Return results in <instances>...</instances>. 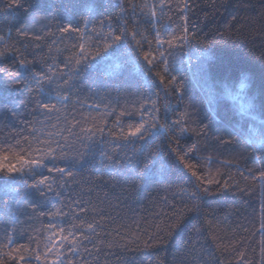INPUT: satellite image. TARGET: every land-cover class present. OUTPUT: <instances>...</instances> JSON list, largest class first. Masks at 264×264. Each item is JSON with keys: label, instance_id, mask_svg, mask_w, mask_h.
<instances>
[{"label": "trees", "instance_id": "trees-1", "mask_svg": "<svg viewBox=\"0 0 264 264\" xmlns=\"http://www.w3.org/2000/svg\"><path fill=\"white\" fill-rule=\"evenodd\" d=\"M97 4L85 26L60 0H0V164L24 169L0 173V260L264 264V151L249 142L252 129L264 128V0ZM157 29L165 40H186L158 49ZM125 30L135 37L106 47L109 34ZM42 70L51 80L43 94L31 78ZM226 90L250 100L256 119ZM40 103L51 115L37 112ZM142 115L163 129L122 139ZM57 141L69 162L37 169L35 180L47 178L38 192L19 157L36 158L34 150Z\"/></svg>", "mask_w": 264, "mask_h": 264}, {"label": "snow or ice", "instance_id": "snow-or-ice-1", "mask_svg": "<svg viewBox=\"0 0 264 264\" xmlns=\"http://www.w3.org/2000/svg\"><path fill=\"white\" fill-rule=\"evenodd\" d=\"M60 4L62 7H64L65 9H67L69 6H71L72 9L78 10L79 14L82 16L83 21L85 23V26H87L88 24H91L94 22V17L97 15V8L99 7V4H97V0H60ZM95 5V7L93 6ZM34 7L39 8L40 4L37 3L36 5H34ZM135 5H133V13H135ZM144 7H149L151 10L150 12V16L151 17H156V11H155V6L153 5H144ZM160 9H161V13H163V9L165 7V5L163 3H161L159 5ZM102 25L104 23H108L109 24V28L111 29V24L110 22L107 21H101L100 22ZM72 28L71 23L68 25L67 28H64L63 31L64 32H69ZM163 30L166 32L168 29V25H162ZM186 31V29H185ZM128 35H132V37H135V33H131L129 34L127 32V30H125L124 33H122L121 35H111L109 34L108 39H110L112 41V43L107 44L106 47L107 48H111L114 44H117L121 41H123ZM155 35L157 37V46L158 49L159 48H163L165 45H168L169 47L172 46L173 42L176 40H179L181 42L186 40V36H181V37H177V36H173L171 39L165 40L162 36H161V30L157 29L155 31ZM2 39V38H0ZM137 44L139 45V42H137ZM201 53H204L206 55V49L201 46L200 49ZM0 55H3V53H0ZM150 54H146L144 57V60L146 61V64L148 66L151 67H155V58L153 56V58H149ZM80 56L81 59L84 61L88 60V55H85L84 53V46L80 45ZM80 60L76 61V64L79 65L80 64ZM160 62L163 63L165 65L164 67V72L168 73L169 75H171V69L168 67V63H167V59L165 57L164 52H160ZM21 66H24V61H20ZM51 69V65H49V69ZM201 72L205 75L206 79H210V77L207 74V71L201 67ZM31 78L36 82L38 88L37 90L40 91L43 94V81L44 80H49V83L51 82L50 78L48 76H46L44 74V71L42 70L41 72H35L33 71L31 73ZM164 77H161V80H163ZM170 83L173 84L174 88L178 87L177 85V78L175 76H171V80ZM247 85L242 81L240 84V89L243 90ZM182 90V89H181ZM227 91V90H226ZM227 94L229 96H231V98L233 100L239 101V110L241 113L246 114L251 116V118L253 120L256 119L255 116L252 115V108H253V104L250 100L245 101V98L241 95V94H235L233 95L230 91H227ZM55 97H49V99H54ZM64 99H67V97H65ZM49 105L47 103H40L37 107V112L48 116L51 115L50 112H48ZM43 109L44 111L41 112L40 110ZM153 111H156V109H153ZM144 116L142 115L140 117V123L138 124V126L132 128L129 127L126 135H122V139H128L131 140V138H143V136L148 133L149 131H152L154 134H158L162 129L163 126L159 125L158 123H153V122H148L145 123L144 122ZM176 127H180L179 125H176ZM206 127V126H205ZM121 133L123 134V129L120 130ZM188 129L186 127L181 128L180 129V135L182 136L185 132H187ZM85 135H94V133H91V130H84ZM251 137L249 139L250 143H259L260 148L262 151H264V128H262L259 132L256 129H252L251 130ZM25 143H27V140H25ZM37 143H40L39 140H37ZM67 145H62L59 141L55 142V147H53L52 142H49L46 146V149H36L34 151L37 152V156L36 158H31L28 160H24L23 156L19 157V160H21L23 163L27 164L29 166L28 168V172L32 173V176L30 177L31 179H33L34 183L32 185V188L35 189L38 192H42L43 188L41 186L45 185V182L47 180V178L45 177L43 180H35V176L37 174L36 170L40 169V168H48L49 164L52 165H56L58 163H65L67 164L69 162V157L66 155L67 152ZM29 148H31V145H29ZM89 150H90V146H89ZM101 156H104L105 158H107V154L105 152H101L100 153ZM6 157L0 156V161L5 160ZM81 159H83V157H81ZM189 167H191L189 165ZM56 171L61 173L62 175L66 174L68 176H71V171H68L67 173L65 172L64 168H59V167H55L53 169H49V171ZM24 169L22 167H16L13 165H9V164H0V173H7L9 175H13L16 173H20L23 172ZM28 173L26 172L25 175H27ZM262 176H264V173H262ZM26 183V182H25ZM190 198L196 199V195L195 193H190L189 194ZM61 231H63V229H61ZM62 240H66L67 237H62ZM11 239H9V243H11ZM63 246V244L61 243V247ZM49 251H51V249H49ZM21 260H23V257H20ZM0 264H4L3 260H0ZM53 264H56V262L54 261ZM60 264H63V262L61 261Z\"/></svg>", "mask_w": 264, "mask_h": 264}]
</instances>
